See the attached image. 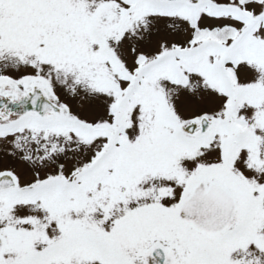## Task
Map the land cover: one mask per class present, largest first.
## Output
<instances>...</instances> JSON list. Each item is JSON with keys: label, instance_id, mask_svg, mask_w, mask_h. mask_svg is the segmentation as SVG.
<instances>
[{"label": "rangeland", "instance_id": "obj_1", "mask_svg": "<svg viewBox=\"0 0 264 264\" xmlns=\"http://www.w3.org/2000/svg\"><path fill=\"white\" fill-rule=\"evenodd\" d=\"M32 83L72 126L0 139V173L37 189L27 202L0 201L2 264H122L112 255L166 240L152 219L135 225L138 206L160 207L168 220L183 179L213 169L211 160L245 166L263 156L264 0H0V92L22 95ZM232 117V132L245 136L237 151L223 129L208 150H189L185 126H230ZM103 153L90 193L87 181L72 195L43 192L62 180L69 187ZM198 155L203 165L191 168ZM253 226L236 255L264 264V228Z\"/></svg>", "mask_w": 264, "mask_h": 264}, {"label": "flooded vegetation", "instance_id": "obj_2", "mask_svg": "<svg viewBox=\"0 0 264 264\" xmlns=\"http://www.w3.org/2000/svg\"><path fill=\"white\" fill-rule=\"evenodd\" d=\"M136 79H131V88H136ZM20 82L22 84L20 87H24L26 82ZM34 86H39L48 99L59 108L60 105L50 99L49 94L38 83H32L29 91L24 92L22 95L0 92V122H5L6 120L5 124H0V139L12 136L14 133H23L29 128L35 129L37 132H48L62 126H72L71 120L64 122L62 120L63 116L58 117L55 113H46L44 117H40L32 116L29 112H26L25 100L29 98ZM62 115H65V110ZM12 118H15V120ZM47 118H49V121L46 120ZM204 119L209 121L204 128L199 126L193 129L191 134L186 132L185 129L187 127ZM9 120L11 122H8ZM213 121L214 118H202L183 128L184 135L182 136L190 144L189 150H208L216 143V130L223 129L224 134L222 135L224 136H228L227 131L230 132V137L236 135L233 137L234 139L232 138L233 140L231 139V144L233 150L237 151L240 147L239 139H243L245 136H242L241 132H232L234 129H231V126L234 127L232 124L233 117L231 120L232 125L230 126L225 121H223L225 125L221 126L222 121L219 119L215 121V124H212ZM228 154L230 155V153ZM104 155L105 153L100 156L96 163L91 165L87 172L77 175L71 181L69 187L65 185L62 178H57L62 180L60 181L61 185L53 184L54 186L51 189L46 188L43 192L65 190L72 195V190L76 189L79 182L87 181L88 183L90 182V185L87 183L85 187L90 193V190L92 191L91 182H93V178L91 179L92 173L99 171L104 166L107 158H104ZM199 156H196L198 158L195 159L191 158L192 161L189 162L191 168H200L203 165V160ZM210 162L214 164L213 169L207 172L203 170L199 172L197 177L192 179H183L182 200L174 209L168 207L170 208L168 220L162 216L166 215V211L160 210V207L155 210L152 207H143L145 205L138 206L139 209L134 213L136 216L134 219L135 225L142 223L145 219H152L148 227L154 229L158 226L157 228L162 230L161 234L163 236L167 234L166 240L152 241L146 252L141 255H127L122 252L121 255L112 256L120 258L122 264H237L238 262L244 264V260L249 262L251 257L248 255L236 254L241 253L243 249H247L251 244L253 229H256L253 225L264 228V154L254 163L248 162L245 166L237 165L229 156L213 159ZM98 186L103 187L101 177L99 178ZM28 187L33 186L22 187L19 185L12 190L7 200L17 202L32 200L37 194V189L34 187L35 193L33 197L21 200L16 196L19 189ZM198 187L200 188L197 193V199L194 198L193 202L190 201V208H188L190 197ZM86 190L84 196L88 197L89 193ZM60 194L59 192L56 194L59 195L57 199L59 203L61 202ZM78 195L81 196L79 192L76 193V196ZM87 199L92 201L91 198ZM192 203L195 205L194 207ZM183 205V213L186 212V216L184 220L180 221L179 212ZM193 208L198 211V214H195V220H192L195 216L190 219L191 213L189 212ZM157 214L160 215L159 219H156L158 218ZM152 229L149 231L150 234L153 231ZM141 233L142 230H139L138 234ZM121 234L123 233L121 232ZM1 235L4 236L3 234ZM137 237L139 239L142 238L140 236ZM259 237L263 238L261 243H263L264 254V234H259ZM130 246L133 248L132 244ZM154 249H156V252L153 253ZM4 256L0 264H2ZM20 263L22 264V262Z\"/></svg>", "mask_w": 264, "mask_h": 264}, {"label": "water", "instance_id": "obj_3", "mask_svg": "<svg viewBox=\"0 0 264 264\" xmlns=\"http://www.w3.org/2000/svg\"><path fill=\"white\" fill-rule=\"evenodd\" d=\"M26 105V112H29L32 116H40L44 117L46 113H55L57 116L62 115V110L55 106L48 98L47 96L41 91L39 86H34L32 89V92L29 94V98L25 100ZM208 120L204 119L200 121L199 123H194L190 127L186 128V132L188 134H191L193 129H196L199 126H202L204 128L205 125L208 124ZM212 124H215V121H213ZM18 187V182L16 178L11 173H2L0 174V200L7 199L10 196L11 191L14 188ZM198 187L192 196L190 197V200L188 202L190 208V201L193 202V199H197V193L199 191ZM34 193L33 187L23 188L17 192V195L21 198H25L28 196H31ZM187 204V203H186ZM185 204V206H186ZM193 204V203H192ZM195 205L193 204V207ZM184 212V205L181 207V210L179 212V220H184L185 213ZM190 219H192L193 216H195L192 220H195L196 215L198 214V211L193 208L192 211H190ZM184 215V216H183ZM7 249V241L6 238L2 235H0V260L2 259L3 255L5 254ZM156 252V249L153 250V253ZM161 255V254H160ZM164 255V254H162ZM13 264H21L20 262L13 263Z\"/></svg>", "mask_w": 264, "mask_h": 264}]
</instances>
